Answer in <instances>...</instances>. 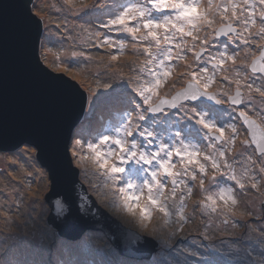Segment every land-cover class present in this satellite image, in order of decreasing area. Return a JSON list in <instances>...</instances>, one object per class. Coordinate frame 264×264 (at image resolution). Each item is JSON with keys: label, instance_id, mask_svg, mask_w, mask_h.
Wrapping results in <instances>:
<instances>
[{"label": "snow or ice", "instance_id": "6c2138e0", "mask_svg": "<svg viewBox=\"0 0 264 264\" xmlns=\"http://www.w3.org/2000/svg\"><path fill=\"white\" fill-rule=\"evenodd\" d=\"M55 15L59 22L50 27L35 3L19 14L22 39L33 26L40 33L32 62L40 87L62 106L80 105L89 117L107 113L110 122L91 134L86 150L77 123L66 134L35 129V139L15 145L14 162L6 165L10 170L26 153L32 164L37 154L50 153L53 163L64 167L63 186L51 189L41 204L48 205L45 224L53 240L65 238L61 225L100 218L109 226L117 220L138 223L150 238L146 242L158 243V229H149L148 223L158 211L163 226L175 224L164 237L167 243L191 219L186 201L198 184L193 213L199 210L209 222L213 214L222 217L221 223L240 231L222 235L218 245L202 221L196 248L182 249L183 264H264V202L259 213L246 212L249 219L243 224L233 219L239 197L264 187V126L253 119L255 114L264 122V0H63ZM70 16L97 22L81 25L87 39L71 53L81 59L57 62V67L66 65L60 67L68 74L63 79L46 69L53 67L48 60L52 45L73 39ZM103 49L101 60L106 54L110 62L125 55L142 57L139 72L127 80L121 76L119 84L104 83L108 91L85 89L89 94L81 95L83 82L70 69ZM177 63L184 66L180 72ZM93 75L101 87L103 73ZM173 77L171 88L176 80L183 85L171 95L161 94ZM6 132L0 124V135ZM45 173L39 167L41 179ZM33 175L29 172V181ZM225 240L229 251L221 246ZM114 246L121 251L118 241Z\"/></svg>", "mask_w": 264, "mask_h": 264}, {"label": "rangeland", "instance_id": "374dc122", "mask_svg": "<svg viewBox=\"0 0 264 264\" xmlns=\"http://www.w3.org/2000/svg\"><path fill=\"white\" fill-rule=\"evenodd\" d=\"M33 3L38 5L40 13L44 16L45 24L54 27L55 24L59 22L55 13L57 8L63 4V0H32L31 7ZM49 13H51V15H49ZM69 20L71 21V25L68 23V27L72 29L73 39L66 38L63 44L54 43L50 52L51 54L48 55L49 62L53 64V67L50 70L56 73H64L60 71V67L66 66L61 64L60 67H57L56 64L58 61H76L81 59L79 57H72L71 55L73 51H80L83 47V42L87 39V33L81 31V25L89 27L90 24L97 22L93 17L76 18L70 16ZM86 20L87 23H85ZM73 25H75L74 28ZM52 39L58 40L59 37H52ZM130 51L131 49L129 48L127 52ZM106 52L107 49L92 51V59H95L97 62L92 63L93 71L88 72L82 79L83 83L81 87L84 91L85 89L98 92L108 91L102 87L104 83L111 84L118 80L123 82L121 76L124 77V80H127L130 75L139 72V64L142 57L129 58L128 55H125L116 62H110L105 54L103 60H101V55ZM88 63L80 65L78 68L74 66L70 71L77 73L85 72V70L91 69ZM183 67L182 63H177V72L182 71ZM96 72L103 73L99 79V84L101 85L99 88H97V79L93 75V73ZM64 74H66V76L68 75L67 73ZM76 79L79 80L78 77H76ZM182 85L183 82L180 86ZM180 86H175V88H171V85L168 87L166 86L161 94L168 92L170 95L172 91L178 87L180 88ZM85 92L87 95L89 94V92ZM89 118L90 117L86 116L84 113L78 123L80 130L85 137L83 141L85 150L87 142H91V136H88L83 132L81 123ZM109 122V117L106 119L104 118L100 123V127H97V129L106 127ZM95 130L96 129L93 128V133ZM244 138L245 137H240V141ZM21 150L23 151L22 144ZM14 151L15 148L0 149V171H3L4 173L0 176V194H2L0 195V262L2 263L4 260L6 261L2 264H36L34 263L35 259L32 255L29 257L24 256L25 252H23L22 248H25V246L23 245L24 241H21L22 239H28V241L35 246H42L46 249L45 253L40 252L38 249L33 250L36 259L39 261L37 264H60L61 262L62 264H67L61 260L64 256H67L69 260L68 264H79V261H81L82 264H144L145 260L148 261L149 264H164L166 259H163L160 256L163 252L172 258V264H174V262H180V264H183L185 253L182 249L184 247L196 248V242L199 238L198 233L204 231L202 221L204 224L208 225L210 233H213L215 237H217L215 243L218 245H220L219 238L222 237V235L230 232L238 233L240 231L239 228L233 229L230 223L228 225L221 223L222 217H215L213 214V218L211 222H209L208 217H202L199 210L193 213V202L200 197V193H198L200 191L197 184L194 188L193 196L186 201V215L191 217V219L185 223L183 231L173 236L168 243L163 242L164 237L166 234L170 235L171 230L175 228V224H170L167 227L163 226L162 214L158 211L153 212V218L148 222L149 229L155 226L158 229L157 235L160 236L161 240L158 242L159 246H156V250L144 257L118 253L117 248L114 246V242H109L106 230L98 225L86 228V233L79 234L78 238L75 240L64 238L54 241L52 234L48 231L45 224L49 210L48 205L43 204V207H41L44 195L46 196L51 188L49 171L41 164L39 158L36 164H32L28 159V153L21 158L23 162L16 161L14 163V171L8 169L6 165L14 162V157L12 155ZM29 165L33 166V169H31ZM41 166L46 169L43 179H41L39 175V167ZM20 171H22L25 176H22ZM29 172L35 173L30 181L28 179ZM90 182H95L94 178ZM100 186L103 187L102 181ZM249 192H252V195L255 196V206L245 208L239 200L240 204L237 208V215L233 219L240 221L241 224L249 219L246 215L248 210L259 213V206L264 202V187H261L258 191L252 190ZM5 196L7 199L4 198ZM243 197L244 195H241L239 198ZM33 201H38V203L34 204ZM2 203H6V205L2 206ZM242 211L245 212V215L243 216L239 214ZM128 219L131 218L129 217ZM175 219V216H173L172 220L175 221ZM125 225L145 235L144 230L140 228L138 223L125 222ZM24 228L25 231L23 230ZM21 235L26 236L19 237ZM18 245H21V247L19 248ZM44 245H46V247H44ZM221 246L225 247V251H229L227 240H225V243ZM10 248H12L14 253ZM187 259L190 260L191 257H188Z\"/></svg>", "mask_w": 264, "mask_h": 264}, {"label": "water", "instance_id": "95a60500", "mask_svg": "<svg viewBox=\"0 0 264 264\" xmlns=\"http://www.w3.org/2000/svg\"><path fill=\"white\" fill-rule=\"evenodd\" d=\"M24 6L31 9L29 0H0V124L7 129L6 134L0 135V149H13L22 140L35 139L32 132L38 128L66 134L68 128L78 124L85 113L80 105L71 109L62 106L40 87L39 76L32 71L40 33L33 26L28 36L21 38L18 22ZM46 71L51 76L67 79L64 73ZM78 91L87 95L81 86ZM37 156L49 171L50 190L61 188L65 175L63 165L54 164L50 153ZM97 225L106 230L109 242H119L121 251L118 253L144 257L156 250V245L146 242L150 238L126 226L123 220H117L110 226L100 218L98 222L77 221L72 225H61V231L64 237L72 238ZM137 237L141 239L137 240Z\"/></svg>", "mask_w": 264, "mask_h": 264}, {"label": "bare ground", "instance_id": "6f19581e", "mask_svg": "<svg viewBox=\"0 0 264 264\" xmlns=\"http://www.w3.org/2000/svg\"><path fill=\"white\" fill-rule=\"evenodd\" d=\"M70 21V20H69ZM69 24L71 25V21L69 22ZM72 40V39H71ZM70 40V41H71ZM51 53H49V55H50ZM97 61L95 60V59H92L88 64H89V66L91 67V69H89V70H85V72H78V75H77V77H78V79L79 80H81L82 81V79L85 77V75L88 73V72H92L93 71V68H92V66H93V64L92 63H96ZM107 117H109L108 116V114L107 113H101V112H97L94 116H91L89 119H86V120H84L82 123H81V127H82V130H83V132L86 134V135H88V136H91V134L93 133V128L94 129H97V127H100V123L104 120V118L106 119ZM110 118V117H109ZM29 167L31 168V169H33V166H31V165H29ZM20 174L22 175V176H25L24 175V173L22 172V171H20ZM29 176V175H28ZM33 177V176H32ZM31 177V178H32ZM198 193H200V192H198ZM244 195V197L243 198H239V200L242 202V205L245 207V205H247V207H249V206H252V207H254L255 206V201H256V199H255V196L254 195H252V192H247V193H245V194H243ZM246 208V207H245ZM17 229V228H16ZM24 231H25V228L23 229ZM22 233V232H21ZM26 236V235H25ZM25 236H19V237H25ZM21 241H24V246H25V248H22V250H23V252H25V255L24 256H30V255H32V257L35 259V261H34V263H39V261L36 259V255H35V253H34V251L33 250H36V249H38L40 252H42V253H45L46 252V249L45 248H43L42 246H35L34 244H32V243H30L29 241H28V239H22ZM169 242V241H168ZM167 242V243H168ZM17 245V244H16ZM18 247L20 248L21 247V245H18ZM44 247H46V245H44ZM223 247V249L225 250V247L224 246H222ZM11 249V251L13 252V250H12V248H10ZM72 250V249H71ZM32 251V252H31ZM14 253V252H13ZM235 254V253H234ZM24 256H22V257H24ZM160 256L163 258V259H166V261L164 262V264H172V258L171 257H169L165 252H163V253H161L160 254ZM63 262H65V263H69V260H68V258H67V256H64L62 259H61ZM5 261V260H4ZM4 261H2V263L4 262ZM6 262V261H5ZM61 262V261H60ZM155 262V261H154ZM1 262H0V264H2ZM60 264H62V262L60 263ZM79 264H82V262L81 261H79ZM144 264H149V262L148 261H146L145 260V262H144Z\"/></svg>", "mask_w": 264, "mask_h": 264}, {"label": "trees", "instance_id": "16d2710c", "mask_svg": "<svg viewBox=\"0 0 264 264\" xmlns=\"http://www.w3.org/2000/svg\"><path fill=\"white\" fill-rule=\"evenodd\" d=\"M66 75V74H65ZM173 80H174V78L172 79V78H170L169 79V81L167 82V87L168 86H170L172 83H173ZM119 83H122L121 81H117V82H112L111 84H113V85H115V84H119ZM181 83H182V81H179V80H176L175 81V85L176 86H180L181 85ZM181 87V86H180ZM179 88V87H178ZM178 88H176L174 91H172L171 93H170V95L173 93V92H175L176 90H178ZM45 196V195H44ZM2 206H4V205H6V203H2L1 204ZM119 221V220H118ZM21 236H25V235H21ZM154 245H158L159 246V243H153ZM156 248V247H155Z\"/></svg>", "mask_w": 264, "mask_h": 264}, {"label": "flooded vegetation", "instance_id": "af4514ba", "mask_svg": "<svg viewBox=\"0 0 264 264\" xmlns=\"http://www.w3.org/2000/svg\"><path fill=\"white\" fill-rule=\"evenodd\" d=\"M241 56H243V52L241 53ZM250 59L251 58L249 57V62H250ZM253 119H257V123H262V126H264V122H262L260 119H258L255 114H253ZM246 134L247 133L245 131V133L242 134L240 137L243 138V137H245ZM240 137L237 139V143H236V146H235L237 150L240 148ZM249 139H250V137H249Z\"/></svg>", "mask_w": 264, "mask_h": 264}, {"label": "clouds", "instance_id": "9594fccd", "mask_svg": "<svg viewBox=\"0 0 264 264\" xmlns=\"http://www.w3.org/2000/svg\"><path fill=\"white\" fill-rule=\"evenodd\" d=\"M73 238H77V237H72V238H70V239H73Z\"/></svg>", "mask_w": 264, "mask_h": 264}]
</instances>
